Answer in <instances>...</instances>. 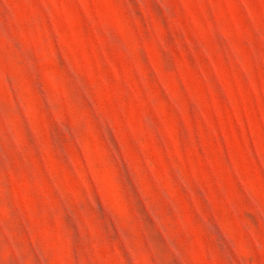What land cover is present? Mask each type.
<instances>
[{"label":"rangeland","instance_id":"rangeland-1","mask_svg":"<svg viewBox=\"0 0 264 264\" xmlns=\"http://www.w3.org/2000/svg\"><path fill=\"white\" fill-rule=\"evenodd\" d=\"M0 264H264V0H0Z\"/></svg>","mask_w":264,"mask_h":264}]
</instances>
